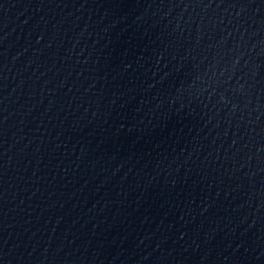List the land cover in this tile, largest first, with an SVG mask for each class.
Masks as SVG:
<instances>
[{"label":"water","instance_id":"1","mask_svg":"<svg viewBox=\"0 0 264 264\" xmlns=\"http://www.w3.org/2000/svg\"><path fill=\"white\" fill-rule=\"evenodd\" d=\"M0 264H264V0H0Z\"/></svg>","mask_w":264,"mask_h":264}]
</instances>
